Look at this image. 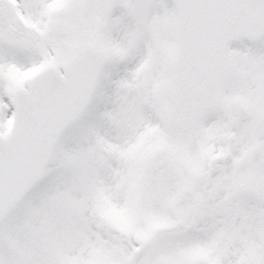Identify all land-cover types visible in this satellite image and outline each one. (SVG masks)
I'll return each instance as SVG.
<instances>
[{
    "label": "snow or ice",
    "instance_id": "1",
    "mask_svg": "<svg viewBox=\"0 0 264 264\" xmlns=\"http://www.w3.org/2000/svg\"><path fill=\"white\" fill-rule=\"evenodd\" d=\"M0 264H264V0H0Z\"/></svg>",
    "mask_w": 264,
    "mask_h": 264
}]
</instances>
